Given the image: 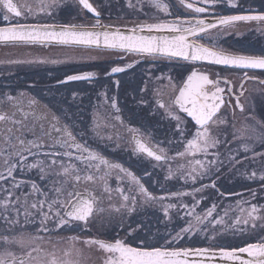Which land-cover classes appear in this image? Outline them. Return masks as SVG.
Wrapping results in <instances>:
<instances>
[{
	"label": "flooded vegetation",
	"instance_id": "1",
	"mask_svg": "<svg viewBox=\"0 0 264 264\" xmlns=\"http://www.w3.org/2000/svg\"><path fill=\"white\" fill-rule=\"evenodd\" d=\"M13 2L18 6L27 3L33 9L39 7L38 0H13ZM89 2L100 12L102 24L119 29H130L141 23L171 21L177 18L204 19L206 23H211L220 16L264 14V0H234L235 7L229 4V0H218L215 5L202 4L199 0H188L196 6L209 9L203 14H196L186 9L180 0H163L169 5L168 14L153 7L149 0H131L134 7H129V0H89ZM22 10L26 12V9ZM95 19L78 4L77 0H61L60 6L54 8L51 15L33 14L28 15L27 18H12L10 22H5L0 15V27H8L16 22L91 27ZM197 41L209 47L214 45L231 54L264 56V21L238 22L230 28H215L207 33H201ZM242 41L250 43V50L240 49L238 43L232 44L239 42L241 45ZM52 56L56 61L51 63L49 60ZM128 64L133 66L126 68L122 73H111L112 67H126ZM192 70L203 72L212 80L221 79V87L226 89L225 104L218 116L225 123L211 127L212 134L217 136L221 143L216 148L209 149L208 156L181 158L177 153L184 151L183 141L192 138L196 125L191 117L179 111L173 101ZM245 72L252 78L246 79ZM85 73H94V76L89 80L67 81L70 75ZM225 78L230 81V85L223 84ZM260 81H264V72L232 70L171 58H153L135 53L81 47L0 44V114L6 116L4 121H0V173L7 177L8 164L17 163L20 159L15 155L16 152H22L27 157L23 165L17 163L12 177L0 179V201L8 197L5 189L13 192L12 201L17 197L23 201L22 193H30L32 183L37 184L41 191L50 197L55 195L52 191L53 181L63 180L64 177L52 174L41 179L38 168L28 167L36 161H43L46 170L53 173L61 171L59 162L62 161L65 166L69 163L74 164L81 175L102 174L103 168L97 173L94 168L86 166L87 162L81 163L75 160L74 156L77 153L72 149H69L73 151L72 159L45 155V153L65 151L56 142L66 139L63 130L67 126L78 142L86 144L110 162L119 163L131 171L153 195L167 197L163 203L177 205L170 210V222L164 217L159 204L141 206L142 197L139 196H137L136 211L129 213L124 208L119 212L115 211L124 203L121 194L116 191L118 186L125 189V194L136 195L138 191L130 184L128 177L116 170L107 177L110 192L104 191V182L101 180H97L95 184L81 180L74 187L71 183L68 185L73 191L85 193L87 190L97 197V202L93 206V215L89 217L86 226L83 222H73L72 227L65 226L57 230L53 221H49L46 227L50 231L37 233L39 217H36L34 223L26 224L22 214L23 207L21 204H16L15 207L21 212L19 224H8L2 218L3 215L16 217L17 213L12 205L7 212L0 208V234L4 231V235H0L1 240L3 237H8L9 240L22 238L33 241L32 237L39 235L43 239L35 241L54 243L62 239L87 248L89 246L84 241L88 239H102L108 242L121 239L132 246H140V241H144V244L162 241V246L169 248L209 247L214 250L219 248L230 250L231 248H227L229 246L219 245L216 238H208L211 236L207 232L209 230L207 223L200 226L204 229L203 232L184 234V241V238L171 244L166 241L171 240L169 233L175 235L181 227H186L187 222L193 219L192 216L186 215L193 209V215L203 216L215 205L214 213L224 217L225 210H228V216L224 219L232 223L233 218L240 215L237 205L241 202L240 206L245 209L256 205L261 209L259 215L264 216V181L259 178L264 174V155H257L264 153V143L248 139L249 136L264 133V84ZM228 87L232 88V92H227ZM9 96L13 99L9 100ZM237 97L243 106V111L236 107ZM113 100L119 112L111 107ZM157 101L171 106L172 112L182 118L181 127L185 129L183 137L176 130L177 121L171 119L165 109L159 107ZM116 116L120 119H115ZM55 128H60L61 131L56 132ZM94 128L96 131H93ZM129 128L138 129L141 138L150 145L163 147L169 159L157 162L146 154L134 151L133 134L128 130ZM252 128L256 129L255 133L251 131ZM17 137L25 141L24 145L19 144ZM28 141H33L40 147H33ZM245 143L252 146L251 151L244 152L242 145ZM24 148H30V151H23ZM231 157H235V161L239 162H234ZM53 158L58 164L52 169H47ZM196 158L205 162L216 160L217 163L213 166L212 172L203 179L197 178L193 182L191 179L181 178V171L187 175L190 168L189 161ZM6 160L8 164L5 163ZM181 165L184 168L178 171ZM169 168L175 173L172 179L165 178ZM253 171L257 175L249 178ZM117 175L123 179L118 180ZM213 181L215 188L211 186L202 188V185H211ZM14 183L21 184V187L13 188ZM129 187H133L132 193L128 192ZM196 189L201 191L197 192ZM177 192L189 195L172 196V193ZM43 198L33 193L28 200L30 203ZM244 201L248 203H243ZM185 204L189 207L184 208ZM178 211L181 215H178ZM178 222L180 228L176 230L175 225ZM260 223L257 221V227L254 229L248 225L247 232L234 231L233 238H240L243 246L260 241L264 238V227H261ZM72 237L77 239L72 240ZM186 238L192 246L180 244L182 241L186 243ZM91 247L96 248V253L92 254L93 264H103L106 254L96 246ZM13 248L20 251L15 246ZM21 256L26 260L29 258L27 254Z\"/></svg>",
	"mask_w": 264,
	"mask_h": 264
},
{
	"label": "snow or ice",
	"instance_id": "2",
	"mask_svg": "<svg viewBox=\"0 0 264 264\" xmlns=\"http://www.w3.org/2000/svg\"><path fill=\"white\" fill-rule=\"evenodd\" d=\"M78 4L91 13L96 19L95 23L91 27L84 25H62L56 26L51 24H25L16 22L10 24L8 27H0V42H19L24 44H44L55 42L60 45H72L82 46L85 48H95L97 50H112L118 52L135 53L141 56H150L153 58H174L178 57L183 61L195 64L196 62H207L211 65H222L234 69H264V56H251L241 54H231L225 52L223 49H219L214 45L209 47L204 44L198 43L197 38L201 33H207L210 29L217 27L230 28L238 21H264V14L258 15H227L220 16L212 23H206L204 19L195 20H183L177 18L171 21H161L156 23H141L127 30V34L122 32L119 28L113 29L111 26H106L101 23L100 12L93 6L89 0H77ZM150 4L159 11L168 14L169 5L164 3L163 0H149ZM200 3L206 5H215L218 0H199ZM39 7L33 9V7L27 3L17 5L13 0H0V15L5 22H10L12 18H27L28 15L46 13L52 14V10L60 6L61 0H38ZM180 3L188 10H191L196 14L206 13L209 9L202 6H196L193 2L188 0H180ZM229 4L235 7L234 0H229ZM129 7H134L129 0ZM22 9H26V12ZM168 33L170 35H141V33ZM20 63L22 61H15ZM31 62V61H29ZM44 62V61H40ZM133 65L128 64L126 67L114 66L111 68V73H122L126 71V68H131ZM94 76V73H85L83 75H70L67 77V81H79L89 80ZM246 79L252 77L248 76L245 72ZM65 82V81H62ZM119 82L117 81V84ZM264 84V81H260ZM224 85H230V81L226 78L223 79ZM243 87V85H241ZM225 87H221V79L217 78L212 80L209 75L200 72L198 70H192L190 75L187 76L183 86L179 88L178 95L175 97L173 104L178 107L179 111L187 114L191 117V120L195 122L196 130L191 139L183 141L185 143V149L182 152H178V157L198 155L208 156L209 149L216 148L221 141L217 136L211 132V127L218 123L223 124L225 121L218 116L221 108L225 104L224 93ZM227 92H232V88L228 87ZM243 95V92H241ZM12 100V97H8ZM107 99V98H106ZM236 107L243 111V106L239 103V97L236 98ZM35 103V101H31ZM159 107L164 108L166 114L173 120L177 121L176 130L181 137L184 136L185 129L181 127L182 118L172 112L171 106H166L164 103L157 101ZM111 107L119 112L115 101L111 102ZM6 116L0 114V121H4ZM115 119L119 120L120 117L116 116ZM15 123V121H14ZM121 123H123L121 121ZM132 134V139L135 144L137 153L146 154L147 157L160 162L166 161L169 157L166 155V150L158 145H150L143 140L139 134V130L135 128L128 129ZM9 131H12L9 129ZM56 132H60V128H55ZM93 131H96L94 128ZM253 133L256 132L255 128H252ZM64 137L66 139L57 140V144L61 148H64L63 152L45 153L46 156L57 157L63 156L69 159L73 158L74 150L77 154L74 159L81 163L87 162L88 168H94L97 173H100L102 168L103 172L100 176H94L91 173L81 175L79 169L74 164L69 163L67 166L63 162H59L61 171L49 172L46 170L43 161H36L29 164L28 167L38 168L41 173V179L55 174L56 176H63V180L53 181L52 191L54 196H49L47 193L42 192L37 184H31L30 193H22L23 201L20 197H17L15 201L11 200L13 192L5 189L8 192V197L5 200L0 201V208H3L5 212L12 205L13 210L17 215L15 218L8 215H3L2 218L8 224H19V216L21 214L20 209L16 208V204H21L23 207V215L25 217V223H34L36 217H39V232H49L50 229L46 227L49 221H53L55 228L58 230L65 226L72 227L73 222H83L85 226L89 220V217L93 215V206L97 202V197L93 195L91 191H85L80 193L68 188L71 183L74 187L75 184L83 180L85 183H96L97 180L104 182V191L110 192L111 189L107 183V177L111 176L113 171L118 170L119 173H123L128 177L131 185L137 189L136 195L125 194V189L117 187L116 191L121 194L124 203L115 211L119 212L121 208L126 209L129 213L136 211L138 200L137 196L142 197L140 201L141 206L153 204H159L160 210L163 212L164 217L171 221L170 210L177 207L174 203H163L167 197H157L148 191L147 188L140 182V180L128 169L124 168L119 163H112L106 159L103 155L99 154L95 150L90 149L86 144L77 141L76 136L72 131L65 126ZM97 135L99 133L97 132ZM111 137H109L110 139ZM248 139L258 140L264 143V133L259 135L249 136ZM20 145H24L25 141L17 137ZM28 144L33 147H40L33 141H28ZM244 152L252 150V146L245 143L242 145ZM23 151H30V148H24ZM16 156L20 159L17 162L23 165L27 157L22 152H16ZM213 155H217L213 153ZM257 155H264V153H257ZM235 161V157H231ZM8 164V161H5ZM17 163L8 164L7 177H12L13 171L17 167ZM216 160L203 161L199 158L189 161L190 168L187 171V175L181 171V178L187 180L191 179L193 182L197 178L203 179L206 175L210 174L213 170V166L216 165ZM56 159H51L47 165V169H52L57 165ZM181 165L178 171L183 169ZM218 171V167L216 169ZM175 173L171 168L168 170L166 179H172ZM256 172H252L249 178H254ZM3 173H0V179H6ZM260 180L264 181V174L260 175ZM117 179L121 180L123 177L117 175ZM58 185V186H55ZM215 188V181L211 185H202V188L207 187ZM21 184L14 183L13 188H19ZM133 187L128 188V192L132 193ZM199 192L201 189H196ZM33 193L38 196L44 197L43 199H36L29 203L28 197ZM189 195L188 193H172V196L180 197ZM255 196V193H253ZM199 203V202H197ZM241 202H238L237 208L240 215L233 218L232 224L228 225L225 222L224 217L228 216V210H225L224 217H214L216 206L208 209L203 216L196 214L193 215V211L186 213L188 216H192L195 223L192 221L187 222L186 227H181L179 232L171 236V240L166 243H175L184 238V234H194L195 232H203L204 229L201 225L208 224L215 228L217 225L223 226L225 229H231L237 232H247L248 225L254 229L257 227V221H260V226L264 227V216L259 215L261 209L256 205H251L250 208L245 209L240 206ZM243 203H248L244 201ZM184 208H188V205H183ZM34 210V211H33ZM103 211V209H101ZM216 233H213L209 239H214ZM5 243H19L23 246V240H12L8 237L2 238ZM33 240L43 239L39 235H34ZM72 240H76V237H72ZM84 243L88 246H96L99 250H102L106 256L103 264H213L216 260V264L220 261L231 262V264H264V238L255 243H247L246 246L239 248H232L230 250L219 248L212 249L209 247L198 248H169L164 246L159 247H145L144 241H140V246H132L121 239H115L114 242H108L102 239H88ZM38 250V249H33ZM71 253L65 252V256H69ZM27 256L31 257V252L27 253ZM199 258V259H196ZM0 264H27L24 257H17L12 252L6 251L0 253ZM49 264H72L70 260L57 261L55 256L49 261Z\"/></svg>",
	"mask_w": 264,
	"mask_h": 264
},
{
	"label": "rangeland",
	"instance_id": "3",
	"mask_svg": "<svg viewBox=\"0 0 264 264\" xmlns=\"http://www.w3.org/2000/svg\"><path fill=\"white\" fill-rule=\"evenodd\" d=\"M53 58L55 57L54 56L50 57L49 62L51 63L55 62L56 60ZM178 215H181L180 211H178ZM213 216L223 217V215H219L217 213H214ZM191 221L194 223L193 219ZM225 222L228 225L232 224L230 223V221H225ZM208 228L209 230L207 232H209L210 236H212L213 233H216L215 235L216 240L219 237L233 238L232 235L234 231L231 229H225L221 225H217L215 228L209 225ZM12 240L15 239H10V241ZM19 240H23V246H21L19 243H5L4 240L3 239L1 240L0 238V253L10 251L15 256L20 257L21 254H27L28 252H31V257L26 260L27 264H49V261L52 259L53 256H55L57 261L70 260L72 261V264H93L92 254L96 253L95 250L96 248L93 249L91 246H89L88 248L85 246L83 247L81 244H78L76 242L66 241L62 239H60L59 242H54V243H46V242L43 243L35 240L31 241V239L24 240L22 238ZM12 245L17 247L20 251H16ZM33 249H38V250H33ZM65 252H69L71 254L66 257Z\"/></svg>",
	"mask_w": 264,
	"mask_h": 264
},
{
	"label": "trees",
	"instance_id": "4",
	"mask_svg": "<svg viewBox=\"0 0 264 264\" xmlns=\"http://www.w3.org/2000/svg\"><path fill=\"white\" fill-rule=\"evenodd\" d=\"M243 42V41H242ZM233 43H238V46H239V48L241 49V48H243V50H245V51H248V50H250V43L249 42H247V41H244L241 45H239V42H232V44ZM178 228H180V223L178 222L176 225H175V229L177 230ZM2 235H4V231L1 233ZM0 234V235H1ZM185 240V238L183 239V241ZM189 239H187L186 238V243L185 242H181L180 244H184V245H188L189 244V242L190 241H188ZM196 240V239H195ZM241 239L240 238H236V237H234V238H232V237H229V238H227V237H223V238H221V237H219L218 239H217V242H218V244L219 245H225V246H229V247H227V248H239V247H242L243 245V242H241L240 241ZM163 245V243H162V241L160 242H157V243H145L143 246H145V247H149V246H152V247H157V246H162ZM189 245H191V244H189ZM188 245V246H189ZM192 246V245H191Z\"/></svg>",
	"mask_w": 264,
	"mask_h": 264
},
{
	"label": "water",
	"instance_id": "5",
	"mask_svg": "<svg viewBox=\"0 0 264 264\" xmlns=\"http://www.w3.org/2000/svg\"><path fill=\"white\" fill-rule=\"evenodd\" d=\"M217 20V19H215ZM215 20H213L212 22H214ZM255 21V20H253ZM211 22V23H212ZM238 22H245V21H238ZM236 22V23H238ZM248 22V21H247ZM217 28H220V27H217ZM113 29H116V28H113ZM122 32H124L125 34H127V30L128 29H120ZM212 30V29H210ZM224 31V30H223ZM221 31V33L223 32ZM227 31V30H225ZM223 34V33H222ZM141 35H157V36H160V35H170L168 33H147V32H144V33H141ZM219 34H216V36H218ZM214 36V35H213ZM19 42H0V44H17ZM36 44H39V43H36ZM44 45H49V46H67V47H81V48H85V47H82V46H72V45H60V44H57L55 42H51V43H44ZM90 49H95V48H90ZM107 51H112V50H107ZM127 53V52H126ZM171 59H175V60H180V61H183L182 59L178 58V57H174V58H171ZM196 63H199V64H204V65H210V66H215V67H221V68H226V69H232V70H243V71H253V72H264V69H234V68H230V67H227V66H222V65H211V64H208L207 62H196ZM79 81H83V80H79ZM196 259H199V258H196ZM207 264V262H206ZM213 264H216V260L213 261ZM219 264H231V262H223V261H220Z\"/></svg>",
	"mask_w": 264,
	"mask_h": 264
}]
</instances>
